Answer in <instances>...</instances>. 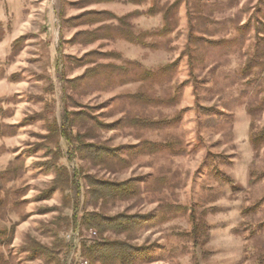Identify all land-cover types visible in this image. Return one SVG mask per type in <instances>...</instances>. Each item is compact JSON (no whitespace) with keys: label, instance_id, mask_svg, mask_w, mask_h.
Masks as SVG:
<instances>
[{"label":"rangeland","instance_id":"obj_1","mask_svg":"<svg viewBox=\"0 0 264 264\" xmlns=\"http://www.w3.org/2000/svg\"><path fill=\"white\" fill-rule=\"evenodd\" d=\"M174 1L0 0V229L13 226L9 242L0 237V264H82L81 244L100 238L79 223L92 209L148 216L128 233L103 235L142 246L134 264H264V140L258 148L249 141L264 126V110H258L264 0H178L174 27L147 39L154 48L101 33L89 44L83 34L69 41L100 23L67 25L66 18L87 10L117 16L138 10L127 18L133 30H154L162 25L159 9ZM153 4L158 12L146 13ZM108 64L126 70H92ZM146 71L151 75L142 78ZM66 110L103 124L180 116L150 128L125 123L111 130L90 119L84 127L91 126L93 138L84 142L120 148L123 157L140 140L167 142L182 153L131 154L115 171L93 165L73 152L76 141L69 149L49 129L62 123ZM54 164L75 172L78 185L65 181L46 197ZM85 174L135 178L138 194L89 205ZM38 244L47 253L31 258L29 249Z\"/></svg>","mask_w":264,"mask_h":264},{"label":"trees","instance_id":"obj_2","mask_svg":"<svg viewBox=\"0 0 264 264\" xmlns=\"http://www.w3.org/2000/svg\"><path fill=\"white\" fill-rule=\"evenodd\" d=\"M85 2H111L115 0H84ZM117 1V0H116ZM129 2H133L135 4H140L144 0H128ZM179 4L178 0H175L168 6H162L159 11L162 13V25L157 27L154 30H143L135 32L133 30V25L127 20L129 16L133 14H140L138 10L134 12H130L128 14L117 16L114 13L107 10H87L82 12L77 16H73L70 18H66L64 20L65 23L74 25L75 21H78V24H93L100 23L94 31L88 30H78L75 34L69 38V41L74 40L79 35L89 36L87 37L86 44H89L97 39H100L101 35H107L109 37L118 36L119 38L124 39L125 41L142 45L144 47H155V42L148 41L147 39L155 36H164L167 34L176 24L175 18L174 21H171L176 13L177 5ZM156 5H152L148 8L146 13H150L151 15L156 14L158 11L155 10ZM157 11V12H156ZM77 25V24H76ZM260 25L264 26L263 22H260ZM101 33V35H100ZM22 41V37H18L13 41L12 48ZM16 52H13L15 54ZM105 55H111V52H107ZM258 58V57H256ZM173 65V64H171ZM109 67L112 70H126V65H105L98 66L96 68H92L93 71H98L102 67ZM128 66V64H127ZM171 66H165L161 69V73H165L167 69ZM99 68V69H98ZM128 68V67H127ZM98 69V70H97ZM103 69V68H102ZM90 70V71H92ZM92 73V72H91ZM86 73L81 77H77L72 79L71 81L81 80L84 77L86 78ZM148 75H151V72L148 71L141 74V77L144 78ZM184 84L181 83L179 87L181 88ZM137 97L138 99L149 100L146 98L147 96L142 94H133L132 97ZM168 98L166 101H169ZM209 109V108H208ZM201 111H206L207 108L200 106ZM258 110H264V96L260 100L258 105ZM248 114H252V109L247 110ZM78 117H75L73 115ZM82 115L81 112H69L65 111L62 117V123L57 126L54 122L49 126V129L53 134L59 136L64 139L69 149H73V141H76V146L73 149V152L81 155L83 159H87L91 161L93 165H99L103 168L109 169L111 171H115L117 166L125 163L129 164V157L131 154L133 155H145V154H155L161 151H169L172 154L182 153V150H173V145L167 142H153L149 140H140L137 144L130 145L127 147V156L123 157L119 154V149L117 147L106 146L104 144L92 143V142H84V138H93V130L91 126H86V122L94 121L97 124L101 125V127L105 130L114 129L115 125L118 124H130L132 126H147L150 128L154 124L161 123H170L176 122L179 120L180 116H175L170 120H156L150 121L146 118H136V117H124L122 119L117 120L116 122H111L108 124H103L97 121L95 118H90L87 115ZM78 123L77 130L75 132L72 131L74 128V123ZM252 124V122H251ZM252 131V129H251ZM75 139V140H73ZM264 140V126L255 132H251L249 135V141L253 145L254 148H258V146ZM181 151V152H180ZM129 156V157H128ZM53 172L55 176L52 180L51 187L45 192L46 197L51 195L54 190L58 187H61L65 181H70L71 183H75L78 185V179L76 177L75 172L72 175H69L66 167L58 166L56 164L53 165ZM70 178V179H69ZM83 180L85 181V195L88 198L86 202L89 205L97 206L99 203L100 206L105 205V203H115L121 200H127L138 194L137 183L135 182V178H129L123 181H110V180H100L94 178L91 174H85L83 176ZM78 188V186H77ZM78 190V189H77ZM147 215L143 214H126L119 213L115 215H106L99 210L92 209L90 211H84L79 218V223L84 225L86 228H93L99 235V240L88 242L81 244V255L87 259L88 264H134L136 259L144 252V248L142 246H135L130 244L127 240H118L111 239L106 240L103 238V235L107 232H111L115 235L128 233L134 228L142 225L146 221ZM13 234V226L9 229H0V237H5L6 241L9 242ZM47 248L45 246H41L38 244L37 246H31L29 249L30 257L33 258L37 254L44 255L47 253ZM1 262V258H0Z\"/></svg>","mask_w":264,"mask_h":264},{"label":"built area","instance_id":"obj_3","mask_svg":"<svg viewBox=\"0 0 264 264\" xmlns=\"http://www.w3.org/2000/svg\"><path fill=\"white\" fill-rule=\"evenodd\" d=\"M89 233H93V234H95V231H91V230H89ZM86 263H87L86 260H82V264H86Z\"/></svg>","mask_w":264,"mask_h":264}]
</instances>
